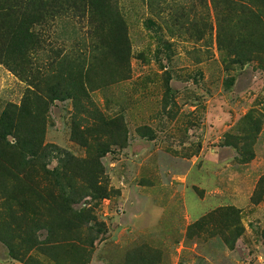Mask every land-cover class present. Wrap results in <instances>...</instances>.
<instances>
[{
  "label": "rangeland",
  "instance_id": "rangeland-1",
  "mask_svg": "<svg viewBox=\"0 0 264 264\" xmlns=\"http://www.w3.org/2000/svg\"><path fill=\"white\" fill-rule=\"evenodd\" d=\"M217 1L107 0L130 45L120 76L86 84L81 99L90 105L82 128L105 147L109 194L93 200L84 191L75 208L92 207L99 223L69 215L71 246L27 261L0 239V264H264V30L252 21L260 12L264 25V7ZM89 12L57 18L52 32L67 36L57 49H92ZM221 27L241 39L232 56L219 48ZM30 87L0 63V119ZM77 114L73 100L51 101L44 142L86 157L72 130ZM6 195L0 182V208Z\"/></svg>",
  "mask_w": 264,
  "mask_h": 264
},
{
  "label": "trees",
  "instance_id": "trees-1",
  "mask_svg": "<svg viewBox=\"0 0 264 264\" xmlns=\"http://www.w3.org/2000/svg\"><path fill=\"white\" fill-rule=\"evenodd\" d=\"M217 2L227 5L232 0ZM234 2L242 12L252 4L264 7V0ZM69 9L80 16L90 11L95 17L90 23L95 29L91 50L63 53L57 49L55 41L61 39L64 43L67 36L57 37L52 28ZM252 18L256 27L264 30L260 12ZM111 33L106 42L105 34ZM237 41H241L237 33L219 29L221 50L234 55L239 47ZM129 45L124 17L111 15L107 0H0V63L31 86L21 104L11 105L0 119V182L8 185L9 194L0 208V239L14 257L27 261L32 251L50 254L59 244L71 246V230L76 224L69 215H82L86 222L97 220L92 207L75 208L82 202L84 191L93 195V200L109 194L102 185L105 147L91 134L94 128H82L90 105L81 99L89 98L86 84L120 76L117 64L129 58ZM57 99L75 102L79 114L72 122V130L75 140L86 150V157L59 154L60 148L44 142L43 115L51 101ZM84 130L92 137H85ZM56 156L58 164L50 168ZM66 214L68 219L63 220L61 216ZM198 224L202 223L195 225ZM41 229L47 232L44 242L40 240Z\"/></svg>",
  "mask_w": 264,
  "mask_h": 264
}]
</instances>
